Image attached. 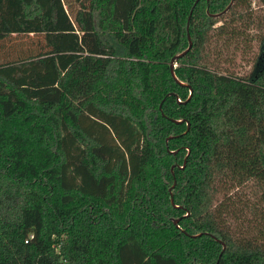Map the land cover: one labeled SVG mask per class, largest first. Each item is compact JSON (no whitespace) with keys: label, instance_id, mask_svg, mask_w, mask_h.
<instances>
[{"label":"trees","instance_id":"obj_1","mask_svg":"<svg viewBox=\"0 0 264 264\" xmlns=\"http://www.w3.org/2000/svg\"><path fill=\"white\" fill-rule=\"evenodd\" d=\"M252 1L215 17L231 0H0V264H264V238L221 199L252 183L264 220ZM242 20L262 30L247 77L210 50ZM188 34L175 74L189 86L170 67ZM31 35L36 51L1 59Z\"/></svg>","mask_w":264,"mask_h":264},{"label":"rangeland","instance_id":"obj_2","mask_svg":"<svg viewBox=\"0 0 264 264\" xmlns=\"http://www.w3.org/2000/svg\"><path fill=\"white\" fill-rule=\"evenodd\" d=\"M252 10L253 17L256 18L257 13L262 12V8H259L258 0L252 1ZM229 18L231 19V15H229ZM248 23L246 24L243 20L237 22L242 29L245 27L244 36L227 41L225 40V36L218 38L215 35V30L210 41L212 60L215 59L219 62L223 67L221 69H227L241 77L249 76L254 70L260 49L259 37L262 34V30L257 27V21ZM220 24H222V21H219L216 26ZM37 40L38 37L36 35L29 37L13 36L3 43L1 59L15 58L25 47L31 48L33 52L36 51L37 47L35 42ZM225 196H230L231 198L232 207H230L232 211H229V219L238 226V230H242L247 235L264 238V220L259 213L257 216V212L251 210L252 205L256 202V195L252 191V183L239 188H233L230 190L229 195H221V199Z\"/></svg>","mask_w":264,"mask_h":264},{"label":"water","instance_id":"obj_3","mask_svg":"<svg viewBox=\"0 0 264 264\" xmlns=\"http://www.w3.org/2000/svg\"><path fill=\"white\" fill-rule=\"evenodd\" d=\"M233 3H234V0H231V2H230V4L222 11V12H219V13H216V14H213L215 17H220V16H222L223 14H225L230 8H231V6L233 5ZM189 27V26H188ZM188 38H189V46L183 51V52H181V53H179V54H176L172 59H171V63H170V67H171V72H172V75L174 76V78L179 82V83H181V84H183V85H188L189 86V84L188 83H186V82H183V81H181V80H179L178 78H177V76H176V74H175V66H176V63H177V61H178V59L179 58H181V57H183V56H185L189 51H190V49L192 48V45H193V41H192V39H191V36H190V34H188ZM191 89H190V96H189V98H191L192 97V95H193V89H192V87H190ZM175 120V119H174ZM176 122H183L184 120L183 119H181V120H175ZM188 126L190 127V124L188 123ZM189 129V128H188ZM172 153H176V151H171ZM174 168V166L172 167V169ZM172 202H173V204H175V201H174V198H173V195H172ZM177 206V205H176ZM178 220L179 219H176L175 220V223H178ZM199 235V234H198ZM196 236V235H195ZM214 236V238H216L217 240H219V242H221L222 244H223V250H222V252L225 250V248H226V244L222 241V240H220L217 236H215V235H213Z\"/></svg>","mask_w":264,"mask_h":264}]
</instances>
